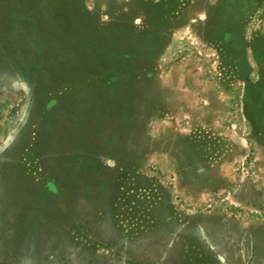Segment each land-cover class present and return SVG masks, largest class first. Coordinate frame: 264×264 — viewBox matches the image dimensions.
<instances>
[{"label": "rangeland", "instance_id": "1", "mask_svg": "<svg viewBox=\"0 0 264 264\" xmlns=\"http://www.w3.org/2000/svg\"><path fill=\"white\" fill-rule=\"evenodd\" d=\"M217 4L0 0V264H264V17Z\"/></svg>", "mask_w": 264, "mask_h": 264}, {"label": "trees", "instance_id": "2", "mask_svg": "<svg viewBox=\"0 0 264 264\" xmlns=\"http://www.w3.org/2000/svg\"><path fill=\"white\" fill-rule=\"evenodd\" d=\"M217 11L223 23L229 22V28L240 30L242 21H248L262 11L264 17V0H218Z\"/></svg>", "mask_w": 264, "mask_h": 264}, {"label": "crops", "instance_id": "3", "mask_svg": "<svg viewBox=\"0 0 264 264\" xmlns=\"http://www.w3.org/2000/svg\"><path fill=\"white\" fill-rule=\"evenodd\" d=\"M258 25H259V24H258ZM256 38H258V32L255 33V37H254L253 40H252L253 47H254V45L256 46V44H257ZM261 43H263V42H261ZM248 44H251V43L248 42ZM263 44H264V43H263ZM251 45H252V44H251ZM261 75H262V77H264V72H263V74H261Z\"/></svg>", "mask_w": 264, "mask_h": 264}]
</instances>
